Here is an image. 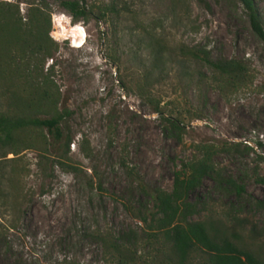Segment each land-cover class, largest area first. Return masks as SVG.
Listing matches in <instances>:
<instances>
[{"label": "rangeland", "instance_id": "374dc122", "mask_svg": "<svg viewBox=\"0 0 264 264\" xmlns=\"http://www.w3.org/2000/svg\"><path fill=\"white\" fill-rule=\"evenodd\" d=\"M38 1L0 0V112L32 101L26 114L49 117L55 99L58 111H68L67 156L81 171L39 165L42 135L52 139L44 127L20 134L31 147L16 144L4 157L9 147H0V264L64 257L77 264H177L169 238L148 220L152 205L136 178L170 191L174 170L197 154L198 143L215 148L213 163L245 193L238 197L204 177L188 196L195 206L188 220H203L263 257L264 182L257 178L264 176V39L243 2L81 0L88 14L73 19L60 0H43L50 26L45 49L37 50L25 23ZM252 1L264 26V0ZM182 46L206 48L211 59L245 60L252 82L221 91L211 67L182 55ZM43 90L48 97L36 107ZM163 116L182 122L180 137ZM82 137L88 156L79 148ZM13 156L12 188L6 178L13 162L6 158ZM184 264L209 263L194 249Z\"/></svg>", "mask_w": 264, "mask_h": 264}, {"label": "trees", "instance_id": "16d2710c", "mask_svg": "<svg viewBox=\"0 0 264 264\" xmlns=\"http://www.w3.org/2000/svg\"><path fill=\"white\" fill-rule=\"evenodd\" d=\"M241 1L248 10V17L253 30L260 38L264 39V26L253 1ZM31 3L28 12V22L25 24L33 27L34 33L32 36L36 42L37 50L45 49L42 44L45 42L44 36L47 34L50 23L47 20L45 24V18H43L42 8L44 2L41 0L37 3ZM7 4L12 5L11 3ZM60 4L63 9L69 12L73 19H78L88 14L81 0H60ZM1 9L2 7H0ZM14 23L16 24L18 21L15 20ZM4 24L0 21V29L1 25ZM43 26H45L44 29ZM4 34L0 32V38L4 37ZM46 52L47 54L51 53L49 49H46ZM180 52L184 56L207 63L211 67V77L220 83L219 88L221 91H224L226 87L237 90L252 82L253 74L245 60L233 57L211 59L206 48L182 46ZM47 97V92L43 90L36 98V107H40L44 98ZM31 102L26 105H21L17 102V105H19L18 111L13 113L0 112V147H9V151L3 152L1 157H4L6 152H13V147L16 144H22L26 148L31 147L30 143L20 138L22 131L27 130L31 126L44 127L52 139L47 140L46 136L42 135L41 143L44 146L39 158V165L41 162H49L52 168L54 165H58L61 169L71 171L74 175H77L81 168L71 162L67 156L70 151V144L73 142V138L64 125L63 120L68 111L66 109L58 111L55 107L56 100L54 99V109L49 117L30 116L26 114L25 110H30L33 107ZM159 112L162 114L161 110ZM163 118L169 122L171 128L180 137L182 122L174 116H163ZM49 145L55 150L54 155L47 153V146ZM88 145L86 137H82L79 148L87 156L89 155ZM232 145L235 149H238L239 144L237 142ZM195 147L197 154L182 161L180 168L174 170V179L170 191L160 187L151 188L142 180L136 178L140 196L144 197L152 205L151 209L146 208L147 213H149V219L146 214L141 213L143 210L139 211L141 214L139 213L138 217L145 222H147V219L150 220L154 228L166 234L170 240L171 251L177 257V264H184L190 252L194 249L201 250L206 255L209 264H264V256H258L252 250L241 246L224 234L210 231L203 220H188V216L193 213L195 207L194 204L188 201V196L201 185L204 177L211 178L218 188L231 191L238 197L245 193L243 183L238 182L231 175H226L215 166L212 161L215 148L211 144L198 143ZM6 159L13 162L10 168L11 175L6 178L13 188L14 174L17 171V163L14 162L16 156ZM257 181L264 182V176L258 177ZM98 187L100 188V183ZM7 226L13 227L14 224L10 222ZM252 230H255L254 225H252ZM111 246L119 248L115 241L111 243ZM119 256L121 258L122 254ZM51 264L77 263L73 259L64 257Z\"/></svg>", "mask_w": 264, "mask_h": 264}]
</instances>
